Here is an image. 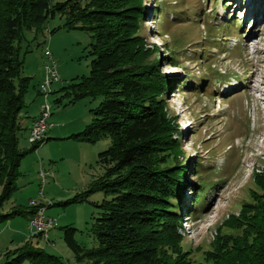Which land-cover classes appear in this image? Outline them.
I'll use <instances>...</instances> for the list:
<instances>
[{
	"label": "rangeland",
	"instance_id": "rangeland-1",
	"mask_svg": "<svg viewBox=\"0 0 264 264\" xmlns=\"http://www.w3.org/2000/svg\"><path fill=\"white\" fill-rule=\"evenodd\" d=\"M253 1L258 5L243 12L241 18L234 0L145 3L141 34L153 57L160 60L161 73L174 81L166 103L170 120L181 134L180 159L188 168L181 207L187 211L194 205L190 214H183L179 233L182 250L189 253L194 264L204 263L205 252L221 245L220 236L242 235L243 230L234 228L237 222L231 223L232 218H239L243 206L252 202L254 176L264 170V0ZM64 24L65 18L56 16L38 33L23 32L22 75L30 78V84L23 99V115L27 118L22 121L25 128L19 134V147L29 150L33 144L47 140L22 159L17 190L0 210H29L32 200L45 206V216L55 219L57 226L45 240L29 233V217L16 216L0 223V240L3 251L13 253L31 242L63 264H77L64 242L63 229H76L79 246L97 247L90 230L102 214L97 206L111 197L94 193L85 202L64 203L84 193L103 175L98 154L110 146V140L90 144L68 138L91 124V110L102 98L69 104L71 97L62 88L89 76L93 34L65 29ZM46 49L61 82L51 86L45 101L39 85L47 64ZM178 83L181 85L177 88ZM45 103L50 106L52 126L44 138L31 144L27 127ZM40 171L47 173L43 183ZM5 260L1 255L0 264Z\"/></svg>",
	"mask_w": 264,
	"mask_h": 264
},
{
	"label": "trees",
	"instance_id": "trees-1",
	"mask_svg": "<svg viewBox=\"0 0 264 264\" xmlns=\"http://www.w3.org/2000/svg\"><path fill=\"white\" fill-rule=\"evenodd\" d=\"M146 1L0 0V210L17 190L22 159L47 140L29 150L19 147L30 84L22 75L23 32L38 33L46 21L60 16L65 18L63 28L93 34L89 76L62 90L71 97L69 104L87 98L102 101L91 110V124L68 138L90 144L109 139L110 146L98 154L103 175L64 205L85 202L94 193L111 199L97 206L102 214L90 230L97 247L79 246L76 229H63L77 264H194L182 250L179 233L183 214H190L194 205L187 211L181 207L188 168L180 159L181 134L166 103L174 81L161 73L160 60L141 34ZM254 186L262 193L255 189L252 202L231 222H237L234 228H241L242 235L220 236L221 245H213L204 263L197 264H264V170L254 176ZM40 207H14L0 213V223L30 217ZM4 256V264H63L31 242Z\"/></svg>",
	"mask_w": 264,
	"mask_h": 264
},
{
	"label": "built area",
	"instance_id": "built-area-1",
	"mask_svg": "<svg viewBox=\"0 0 264 264\" xmlns=\"http://www.w3.org/2000/svg\"><path fill=\"white\" fill-rule=\"evenodd\" d=\"M44 56L47 60V64L44 67V77L39 85V91L46 101L47 95L51 91V86L53 84L60 83L61 77L57 72L52 55L47 49L44 51ZM50 111V106L47 103L41 106L38 117L32 121L29 128V135L27 139L29 143L32 144L38 140L40 141L44 138L45 134L52 126V124L49 123V118L51 117ZM40 176L43 183L46 179L47 173L40 171ZM30 205L34 206L35 203L30 202ZM45 210V206H41L34 215L29 217L28 229L30 231L29 233L32 235H40L42 238L47 240L49 231L57 226V221L53 218L46 217Z\"/></svg>",
	"mask_w": 264,
	"mask_h": 264
},
{
	"label": "bare ground",
	"instance_id": "bare-ground-1",
	"mask_svg": "<svg viewBox=\"0 0 264 264\" xmlns=\"http://www.w3.org/2000/svg\"><path fill=\"white\" fill-rule=\"evenodd\" d=\"M236 4V9L239 11V13L242 15L243 12H247L249 10H252L253 5H258L257 1L253 0H237V2L234 0ZM260 8H262V5H259ZM250 8V9H249ZM256 8V7H255ZM243 9V10H242ZM252 17V16H251ZM253 19V17H252ZM247 21V20H246ZM245 22V21H244ZM254 22V19L253 21Z\"/></svg>",
	"mask_w": 264,
	"mask_h": 264
},
{
	"label": "crops",
	"instance_id": "crops-1",
	"mask_svg": "<svg viewBox=\"0 0 264 264\" xmlns=\"http://www.w3.org/2000/svg\"><path fill=\"white\" fill-rule=\"evenodd\" d=\"M40 81H41V80H40ZM38 114H39V110H38V112H37V115L34 116L33 118H31L30 123H29V125H28V127H27V128H28V131H29V128H30V126H31L32 121L38 116ZM22 116H23V120H24L25 118H27L25 115H22ZM30 202H33V201L30 200V201H29V204H30ZM33 203H34V202H33ZM1 236H2V234H0V238H1ZM1 242H2V241L0 240V256H1V255L4 256L6 252H9V250H8V251H7V250H4V251H5V252H4L3 249H4L5 246H4V247L1 246V245H2ZM11 242H12V240L10 241V243H11ZM5 249H7V248H5ZM1 251H2V252H1Z\"/></svg>",
	"mask_w": 264,
	"mask_h": 264
}]
</instances>
